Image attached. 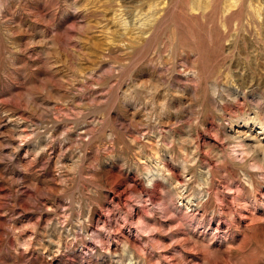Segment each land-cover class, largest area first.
Segmentation results:
<instances>
[{
    "label": "rangeland",
    "instance_id": "374dc122",
    "mask_svg": "<svg viewBox=\"0 0 264 264\" xmlns=\"http://www.w3.org/2000/svg\"><path fill=\"white\" fill-rule=\"evenodd\" d=\"M234 1L0 0V264H264V0Z\"/></svg>",
    "mask_w": 264,
    "mask_h": 264
},
{
    "label": "bare ground",
    "instance_id": "6f19581e",
    "mask_svg": "<svg viewBox=\"0 0 264 264\" xmlns=\"http://www.w3.org/2000/svg\"><path fill=\"white\" fill-rule=\"evenodd\" d=\"M194 1V0H193ZM195 1H198V0H195ZM238 0H235L234 2H228V3H225V9H227V10H229V9H231L234 5H235V3L237 2ZM196 3V2H195ZM193 5V4H192ZM203 7V6H202ZM177 10H178V12L179 13H184V10L181 8V7H175ZM192 10H193V8H192ZM201 11V13L200 14H198V15H194V14H188V16L189 15H192V17H194V18H197V17H199L200 19H198V24H199V27H202V26H204L205 24H206V22L204 21V20H202V18H204L205 17V14H204V9H202V10H200ZM187 14V13H186ZM246 18H247V16H246ZM221 25L222 26H224L225 25V23L224 22H221ZM213 37V36H212ZM232 44V43H231ZM231 46V45H230ZM228 48H230L229 46H228ZM190 50H192V48L190 49ZM232 51V50H231ZM188 53H189V51L188 50H186L185 49V47H183L182 49H181V61H183L184 62V64H185V61L186 62H188ZM193 63H195V61L193 62ZM194 65V64H193Z\"/></svg>",
    "mask_w": 264,
    "mask_h": 264
}]
</instances>
